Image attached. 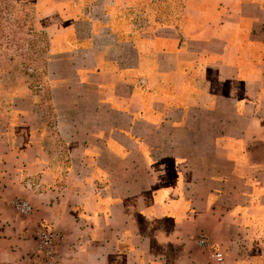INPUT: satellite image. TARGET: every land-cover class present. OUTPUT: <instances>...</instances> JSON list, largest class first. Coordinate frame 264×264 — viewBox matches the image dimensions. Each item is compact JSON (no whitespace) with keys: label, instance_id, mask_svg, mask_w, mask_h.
Listing matches in <instances>:
<instances>
[{"label":"crops","instance_id":"1","mask_svg":"<svg viewBox=\"0 0 264 264\" xmlns=\"http://www.w3.org/2000/svg\"><path fill=\"white\" fill-rule=\"evenodd\" d=\"M182 9L126 38L111 14L57 30L55 119L25 101L0 122V264H28L42 222L56 264H215L201 234L221 264H264V0Z\"/></svg>","mask_w":264,"mask_h":264},{"label":"rangeland","instance_id":"2","mask_svg":"<svg viewBox=\"0 0 264 264\" xmlns=\"http://www.w3.org/2000/svg\"><path fill=\"white\" fill-rule=\"evenodd\" d=\"M8 1L11 6L14 7L13 13L10 15V20H15L20 17L18 9H20L21 6L28 7L27 21L31 22L33 33L27 37L24 36L26 39L25 48H30L32 46L31 48L34 47L35 52L43 55L44 59L47 57V59L52 60L57 58V51L73 47L72 39L66 35L60 39L59 33L57 32L60 27L63 30L70 29L72 26L69 22L73 16H76V21L79 17L85 19L90 16H96L100 19L103 15L110 16L111 14V22L114 25L112 30L113 33L124 37L131 31L134 33H141L157 26L162 27L167 24L163 21L167 22L171 17L178 19L182 15V6L185 0H130V8L128 7L126 9H120L119 7L110 8V4L107 0ZM60 2H67V4L63 5ZM30 4L36 5V10H32ZM61 14L67 15L69 20L62 21ZM157 18H160L159 21ZM153 19L154 21L152 22ZM75 21L73 28L77 26V22ZM3 58V56L0 57V68L5 67L2 63L3 61H1ZM10 68H12L15 76L20 77L21 75L18 74V71L25 69L26 66L17 62L11 64ZM8 79H10L9 75L3 74L0 70V89L8 85ZM49 123L48 121V124ZM47 140L49 145H55L56 138L53 136L49 135ZM41 224L48 225L44 222Z\"/></svg>","mask_w":264,"mask_h":264},{"label":"trees","instance_id":"3","mask_svg":"<svg viewBox=\"0 0 264 264\" xmlns=\"http://www.w3.org/2000/svg\"><path fill=\"white\" fill-rule=\"evenodd\" d=\"M30 6L32 10H36V5L30 4ZM13 8L8 0H0V57H4L1 61L5 65L0 70L10 78L7 80L8 85L0 89V122L17 114L18 111L14 108L24 104L25 101H32L36 106L42 107L50 119L52 117L55 119L53 107H51L48 77L50 60L37 54L34 47L31 48L32 46L25 48L24 36L27 37L33 33L31 22L27 21L28 7L21 6L18 9L20 17L10 20ZM16 61L26 66L23 70H16L20 77L15 76L10 68L11 64L17 63ZM51 123L53 120L49 124Z\"/></svg>","mask_w":264,"mask_h":264},{"label":"built area","instance_id":"4","mask_svg":"<svg viewBox=\"0 0 264 264\" xmlns=\"http://www.w3.org/2000/svg\"><path fill=\"white\" fill-rule=\"evenodd\" d=\"M10 207L19 216H29L33 212L32 206L25 200L13 199ZM62 240L60 233L45 224H39L35 233L36 245L27 255L28 264H56L58 258V246ZM198 245L208 250L209 258L215 264H221L223 254L214 246H210L205 235L201 234Z\"/></svg>","mask_w":264,"mask_h":264}]
</instances>
